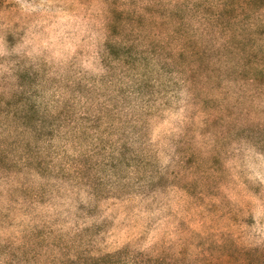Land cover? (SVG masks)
I'll use <instances>...</instances> for the list:
<instances>
[{
	"label": "rangeland",
	"instance_id": "obj_1",
	"mask_svg": "<svg viewBox=\"0 0 264 264\" xmlns=\"http://www.w3.org/2000/svg\"><path fill=\"white\" fill-rule=\"evenodd\" d=\"M0 264H264V0H0Z\"/></svg>",
	"mask_w": 264,
	"mask_h": 264
}]
</instances>
